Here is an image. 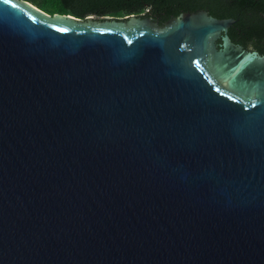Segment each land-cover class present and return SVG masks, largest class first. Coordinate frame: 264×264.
<instances>
[{
    "label": "water",
    "instance_id": "obj_1",
    "mask_svg": "<svg viewBox=\"0 0 264 264\" xmlns=\"http://www.w3.org/2000/svg\"><path fill=\"white\" fill-rule=\"evenodd\" d=\"M235 21L0 0V264H264V53Z\"/></svg>",
    "mask_w": 264,
    "mask_h": 264
},
{
    "label": "trees",
    "instance_id": "obj_2",
    "mask_svg": "<svg viewBox=\"0 0 264 264\" xmlns=\"http://www.w3.org/2000/svg\"><path fill=\"white\" fill-rule=\"evenodd\" d=\"M44 11L68 13L80 18L131 14L150 17L163 25L184 11L206 9L218 18L236 19L228 28L231 40L264 53V0H27ZM115 16V17H114ZM221 39H218L220 42Z\"/></svg>",
    "mask_w": 264,
    "mask_h": 264
},
{
    "label": "rangeland",
    "instance_id": "obj_3",
    "mask_svg": "<svg viewBox=\"0 0 264 264\" xmlns=\"http://www.w3.org/2000/svg\"><path fill=\"white\" fill-rule=\"evenodd\" d=\"M114 17H115V16H114ZM116 17H118V18H122L123 15L120 13V14L116 15ZM250 48L253 49L252 47H250Z\"/></svg>",
    "mask_w": 264,
    "mask_h": 264
},
{
    "label": "snow or ice",
    "instance_id": "obj_4",
    "mask_svg": "<svg viewBox=\"0 0 264 264\" xmlns=\"http://www.w3.org/2000/svg\"><path fill=\"white\" fill-rule=\"evenodd\" d=\"M8 2V0H5V3H7Z\"/></svg>",
    "mask_w": 264,
    "mask_h": 264
}]
</instances>
